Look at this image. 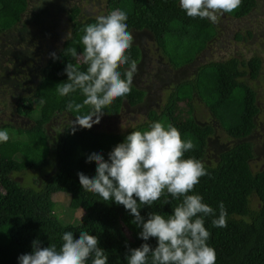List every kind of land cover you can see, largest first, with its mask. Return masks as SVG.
<instances>
[{
  "label": "trees",
  "instance_id": "trees-1",
  "mask_svg": "<svg viewBox=\"0 0 264 264\" xmlns=\"http://www.w3.org/2000/svg\"><path fill=\"white\" fill-rule=\"evenodd\" d=\"M28 4L29 0H0V35L20 22ZM257 4L258 0H242L237 9L225 14L240 20L250 15ZM105 7L104 14L116 8L127 11L129 30H148L174 69L192 63L218 33L217 23L187 16L179 0H105ZM65 16L69 31L55 52L56 58L47 57L31 93L21 97L16 105L17 114L29 118L31 124L27 127L0 125L9 132V140L0 143V264H18L19 255L31 252L33 239L38 238L42 247L53 243L59 247L64 231L78 234L82 227L98 237L99 247L107 252L108 264H127L128 249L144 242L138 236L140 228L132 223L133 217L123 205L103 201L99 195L84 190L77 173L94 175L95 161L86 162L91 151L98 150L107 159V153L129 132L144 130L149 122L157 120L172 123L183 139L192 140L194 147L185 152V157L193 156L205 163L207 174L199 178L192 191L202 195L204 202L217 212L221 201L226 208L224 227L214 226L212 216L205 218V226L211 233L208 243L216 251L215 264H264V166L252 171L249 162L254 157V149L249 138L246 139L255 129L260 110L249 80L258 78L261 59L257 55L248 59L235 55L200 65L192 79L174 87L159 110H149L146 121L124 134L73 124L53 140L47 125L54 117L67 113L76 118L90 110L85 105L79 112L69 111L68 101L82 103L83 95L77 90L61 97L56 88L67 78L63 72L65 63L86 69L83 45L79 41L84 26L94 22L97 16H83L77 3L66 8ZM45 21V18L39 20L40 24ZM234 37L237 41L251 39L253 32L238 31ZM72 48L77 50L75 57L70 54ZM127 51L137 64L141 61L139 45L133 42ZM127 67L121 66L122 73ZM195 95L236 143L217 149L214 127L201 125L194 114ZM145 96V89L132 83L131 91L106 105L101 116H117L124 104L140 105ZM72 128L76 130L73 132ZM51 167L49 176L35 178L36 173H46ZM19 173L27 175L30 181L17 179ZM62 196L67 199L66 205L57 199ZM181 199L171 197L165 190L152 205L142 206L141 215L168 214ZM253 201L259 202V206L254 207ZM67 209L75 212V220L66 215ZM147 242L152 246L156 243L155 238Z\"/></svg>",
  "mask_w": 264,
  "mask_h": 264
},
{
  "label": "clouds",
  "instance_id": "clouds-1",
  "mask_svg": "<svg viewBox=\"0 0 264 264\" xmlns=\"http://www.w3.org/2000/svg\"><path fill=\"white\" fill-rule=\"evenodd\" d=\"M242 0H179V6L189 17L219 22L224 13L237 9ZM128 13L113 9L99 15L83 28V62L86 69L65 63L66 80L57 84L56 92L64 97L79 90L82 103L69 100L66 107L76 111L89 105L86 114L76 117L75 123L91 128L98 123L104 107L115 98L131 91L133 76L138 70L136 60L127 51L133 36L127 23ZM70 54L78 55L76 48ZM53 59L55 53L51 54ZM128 65L121 70V66ZM43 98L41 103H43ZM76 129L72 128L74 132ZM9 140V132L0 128V143ZM191 139H183L172 123L151 121L144 130H132L107 153V159L93 150L86 162L95 161L94 175L78 172L81 187L99 195L103 201L123 205L133 217L142 239L140 246L129 248L127 264H215L216 251L208 243L210 231L205 218L212 216V224L226 226L227 211L223 202L217 209L204 202L193 192L199 178L207 174L204 161L185 152L193 149ZM180 202L168 214L148 212L142 216V206H150L165 192ZM167 203V201H165ZM150 238H155L152 246ZM59 247L55 243L41 246L33 239L32 250L18 256V264H108L105 249L99 247L98 237L81 228L78 234L71 230L60 235Z\"/></svg>",
  "mask_w": 264,
  "mask_h": 264
},
{
  "label": "rangeland",
  "instance_id": "rangeland-1",
  "mask_svg": "<svg viewBox=\"0 0 264 264\" xmlns=\"http://www.w3.org/2000/svg\"><path fill=\"white\" fill-rule=\"evenodd\" d=\"M45 1L29 0L28 10L23 14L20 22L13 29L0 35V125L11 123L14 126L27 127L31 124L29 118L17 114L16 105L21 97L31 93L34 83L38 80L42 63L48 56L58 51L67 36L69 26L65 20L66 8L72 3H77L82 8L83 16H99L106 12L105 0H47L49 1L47 3ZM43 18L46 21L40 24L39 20ZM61 21L64 23L60 24ZM217 24L219 28L214 40L195 57L192 63L179 69L171 66L156 46L149 31L130 30L133 42L139 45L142 51L133 83L145 89L146 98L140 105L134 107L124 104L117 116H101L99 122L93 124L91 128L124 134L135 125L146 121L149 110L153 108L159 110L174 87L180 82L192 79L200 65L211 61H222L235 55H240L243 59L257 55L261 59V68L258 78L249 80V83L255 89L260 110L256 127L246 139L249 138L254 149V157L249 162L250 167L252 171L260 170L264 166V0H258L257 7L243 19L236 20L224 13ZM247 29L252 30L253 37L237 41L234 37L235 33L238 31L244 33ZM78 58L80 59V56ZM192 103L201 124L208 123L217 128L216 144H219L217 149L236 143L230 140L218 120L197 95L194 96ZM75 120L76 118L67 113L58 114L48 123L47 131L54 140L64 133L68 125L76 124ZM211 151L215 153L212 149ZM211 158L212 162H215L212 156ZM52 171L53 167L46 173L42 172L43 174L39 171L35 178L38 180L46 178ZM17 179L30 181L31 178L19 173ZM59 198H57L59 202L67 204L65 196ZM253 206L258 207L259 202L253 201ZM66 215L72 220L76 218L72 209H67Z\"/></svg>",
  "mask_w": 264,
  "mask_h": 264
},
{
  "label": "flooded vegetation",
  "instance_id": "flooded-vegetation-1",
  "mask_svg": "<svg viewBox=\"0 0 264 264\" xmlns=\"http://www.w3.org/2000/svg\"><path fill=\"white\" fill-rule=\"evenodd\" d=\"M147 31H148V30H147ZM138 32H142V31H138ZM149 33H150V32H149ZM194 114H195V112H194ZM257 118H258V115L256 116V120H257ZM256 120H255V121H256ZM202 124L204 125V124H208V123H202ZM202 124H201V125H202ZM256 124H257V121H256ZM213 127H214V126H213ZM255 127H256V126H255ZM216 131H217V128L214 127V134H215V135H216ZM253 131H254V130H253ZM250 135H251V134H250ZM230 140H231V139H230ZM232 141H233V140H232Z\"/></svg>",
  "mask_w": 264,
  "mask_h": 264
}]
</instances>
